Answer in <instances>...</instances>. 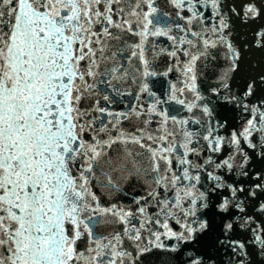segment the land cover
Returning <instances> with one entry per match:
<instances>
[{"label": "snow or ice", "instance_id": "6c2138e0", "mask_svg": "<svg viewBox=\"0 0 264 264\" xmlns=\"http://www.w3.org/2000/svg\"><path fill=\"white\" fill-rule=\"evenodd\" d=\"M164 2L0 0V264H264V0Z\"/></svg>", "mask_w": 264, "mask_h": 264}, {"label": "water", "instance_id": "95a60500", "mask_svg": "<svg viewBox=\"0 0 264 264\" xmlns=\"http://www.w3.org/2000/svg\"><path fill=\"white\" fill-rule=\"evenodd\" d=\"M159 2H160L162 10L167 12V13H170L171 17L175 18V11L176 10L173 9L170 5L165 4L164 0H159ZM178 22L180 25L185 26V21L179 20ZM195 30L200 31L201 27L196 26ZM173 35L177 36V37L185 36L187 39H191L194 42L196 41V37H192L190 34L182 33L179 30H174ZM208 35L209 36L211 35L210 31H209ZM133 39H136V38L133 37ZM149 41L150 42H156L157 50L159 48H171V46H172V41L167 40L166 37H159V38L150 37ZM177 46L180 49L177 53L180 63L175 65V71L173 73H169V76L167 78H162L164 90L167 89V86L169 83H177L178 86H182V84L180 82L184 79V77L181 75L180 69L182 68L183 64L186 63L187 60L189 59V56L184 55L183 50L187 49L190 54H197V49L193 48L190 45H187V44L179 45L177 42ZM199 47L201 49L203 48L202 42L200 43ZM158 64H159L160 69L164 70V69H166V67L173 66V60H172V58H170L168 56H163L158 61ZM211 70H212L211 66L210 65L206 66V61L203 58H201L199 61H197L198 80L206 79L207 75L211 72ZM188 98L192 99V95L190 93L188 94ZM116 110H120V109L117 108ZM178 115L183 117V116H185V113L181 112ZM169 127L172 128L173 125H171V123H170ZM176 127H178V126H176ZM104 194H105V196L107 195V193H104ZM113 230L114 229L109 228V229H106L105 231L109 232V231H113ZM149 264H153V262L150 261ZM157 264H158V262H157Z\"/></svg>", "mask_w": 264, "mask_h": 264}]
</instances>
